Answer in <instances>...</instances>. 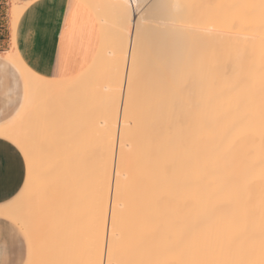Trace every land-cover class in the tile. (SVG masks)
Segmentation results:
<instances>
[{"label":"snow or ice","instance_id":"snow-or-ice-1","mask_svg":"<svg viewBox=\"0 0 264 264\" xmlns=\"http://www.w3.org/2000/svg\"><path fill=\"white\" fill-rule=\"evenodd\" d=\"M36 6L35 0L9 4L13 45ZM131 6V0L107 6L125 9L117 27L127 28ZM62 7L51 79L37 72L30 76L48 87L35 89L26 82L0 131V139L7 141L0 145V155L6 151L13 173L19 164L23 182L0 205L16 209L0 215V264H264V240L258 257L242 243L246 226L232 230L215 204L192 210L200 199L211 201L210 193L185 199L182 204L189 211L184 214L173 211L178 203L175 164L164 153L166 132L184 116L183 87L173 82L145 96L142 78L148 69L142 50L139 56L132 54L130 68L124 56L123 77L119 62L113 65L110 95L80 91L79 80L65 79L68 45L76 36L80 10L89 6L64 0ZM260 7L264 9V0ZM137 8L140 12L133 9L134 16L143 12L139 4ZM96 108L115 120V137L110 127L93 132L89 117ZM146 114L153 132L150 166L134 171L123 151L125 135L132 121ZM101 142L104 153L96 161L93 147Z\"/></svg>","mask_w":264,"mask_h":264},{"label":"bare ground","instance_id":"bare-ground-1","mask_svg":"<svg viewBox=\"0 0 264 264\" xmlns=\"http://www.w3.org/2000/svg\"><path fill=\"white\" fill-rule=\"evenodd\" d=\"M137 1L145 12L134 16L133 9ZM24 2L25 0L11 1L15 4ZM105 2L110 5H127L129 0H88V5L102 3V10L107 11L109 7L105 6ZM261 2L262 0H131L132 6L127 9L126 29L116 26L117 17L125 9L111 7V17L103 14L97 16L102 33L100 32V50L97 49L95 59L79 74L65 78L68 81L79 80L82 92L90 91L101 97L108 96L112 91L109 73L113 65L119 62L123 77L124 56H128L130 68L132 54L139 56L143 50L148 69L146 76L142 78L145 96L156 87L173 82L180 84L183 87L184 116L166 132L164 153L165 158L175 164L173 183L176 185L178 203L173 211L184 214L189 211L183 207L185 199H191L197 193L205 196L210 193L211 201L200 199L195 202L192 210L198 212L210 203L217 205L224 218L231 222L232 230L246 226L247 235L242 243L245 248L254 250L257 257L264 240V9L260 7ZM58 5L60 10H64L61 3ZM173 5L179 7H172ZM136 11L140 12V9ZM31 13L32 11L30 15ZM59 13L62 14L60 11ZM31 20L29 21L32 22ZM108 23L114 35L110 45L104 31V26ZM31 27L29 28L32 29ZM27 28L26 32L29 31ZM46 31L48 33L49 29ZM147 41L161 46L152 47L148 42L150 49L155 48L149 54L148 44L143 48V42ZM41 44L43 46V41ZM10 45L11 48L2 55L19 72L23 86L27 82L31 88H47L45 84L30 80L31 73L37 71L26 63L17 49L16 41L13 45L11 38ZM81 47L76 50L78 53L85 46ZM53 53L51 58L54 57ZM43 58L41 57L43 68H40L49 69L47 66L53 63L46 65L44 62L47 57ZM126 96L125 87V98ZM117 99L119 100V93ZM89 119L94 133H103L106 127H110L115 137L116 122L108 118L102 108H96ZM3 129L2 121L0 131ZM152 135L151 118L147 114L141 120L134 119L128 128L123 151L134 171L146 170L150 166L148 155L153 148ZM93 151L94 160H100L104 153L103 142L94 145ZM119 154L117 142V164ZM108 167L111 172L110 155ZM4 203L6 201L0 205ZM5 211L14 212L16 209L0 207V215Z\"/></svg>","mask_w":264,"mask_h":264},{"label":"crops","instance_id":"crops-1","mask_svg":"<svg viewBox=\"0 0 264 264\" xmlns=\"http://www.w3.org/2000/svg\"><path fill=\"white\" fill-rule=\"evenodd\" d=\"M11 1L12 0H0V122H2L4 119H6V113L9 110V106L14 104L18 97L22 98L23 92H24L23 80H22L19 72L2 55V53L4 54L6 51H8L11 48L10 35H9V21H8L9 4H11ZM35 2L37 3V6L33 9L34 11L32 10L31 15L29 13L28 17H30V18L27 17L24 20L23 24L20 26L19 34H18L17 39H16V46H17V49H18L20 55L23 57V59L26 61V63L32 69H34L35 71H37L38 73H40L42 75H46L48 77H51L52 72H53V67L55 64V60L53 61V59H56V57H55V55H56V52H55L56 51V48H55L56 47V38L55 37H57L59 27L61 26L60 24H62V22H61L62 19L60 18L61 13H59V11L62 12V14L64 11L62 9L60 10V8H59L60 6L58 4H60V3L62 4L64 2V0H58V1L57 0H35ZM73 2L89 6L88 4H86L82 0H73ZM56 7L59 8L58 11H57ZM38 8L40 9V11ZM55 9H56V11H55ZM49 14H50V16H49ZM56 16H58V18ZM33 17H34V19H33ZM53 17H55V19H53ZM97 18L98 17L96 15V13L93 11V9L90 6L85 8V9L80 10L79 18H78V22H77V27H76L77 33H76L75 38L71 41V43H69V45H71L72 47L68 46L69 52L71 49V52H70L71 54H69V58H68V65H67L68 69L66 72L67 77H69L70 75H71L70 77L75 76V75L79 74V72H81V70L82 71L85 70L88 67V64L90 65V63H92V60L95 59V57H94V56H96L95 54H98V50H100L98 48L101 45V40H100L101 36L100 35H101L102 31H101L99 19L97 21ZM30 19H32L33 21L31 20L32 22H30L29 21ZM56 19H58V20H56ZM48 20L51 22L53 21V22L49 23ZM57 21H58V23H56ZM46 23H48V24H46ZM24 24L26 26H24ZM49 24L50 25L52 24L53 27L57 26V27H55V31H54L53 27L50 26ZM28 25H29V27L32 26L31 27L32 29H30L28 27ZM46 26H48V27H46ZM79 26H80V28H79ZM26 28L29 31L26 32ZM45 29L46 30L49 29L50 32L48 31V33H46L47 31ZM51 30H52V33H51ZM23 31H24V34H23ZM86 31H87V33H86ZM25 32L27 33V35H25ZM44 32L46 33L45 35H44ZM29 33H30V35H29ZM21 34H23V35H21ZM28 35H29V37H28ZM26 36L28 37V39ZM44 36H46V37H44ZM53 36H55L54 37L55 39L53 38ZM43 38L45 40L48 38L46 40L47 42L44 41ZM39 39H40V41H39ZM79 39H80L81 43L83 44L82 47L85 46L84 50H82L83 49L81 47L82 44L80 43ZM21 41H22V43H21ZM42 41L44 44L46 43L45 44L46 46H44V44L42 46V44H41ZM82 41H85V42L83 43ZM77 44H79V45L81 44V45L78 46ZM47 46L49 49L47 48ZM78 47L82 48V49L79 48V50L81 49L79 53L77 52ZM36 48H38V49H36ZM41 48L46 50V51L43 50L45 53L42 51ZM73 50L75 51V53ZM52 51H54V53ZM40 52H43V53H40ZM52 53L54 54L55 58L53 56L51 58ZM42 54L44 56H42ZM74 55L75 56L77 55L76 58H79V59H76ZM41 57H44V58L47 57L46 58L47 62L45 60H43V61H45L44 64L47 63L46 65H50L49 63H53L52 64L53 66L52 65L47 66V68L49 67V69H46V67H45V70L47 72H43L45 70L41 69V68H43V67H41V64L43 63L41 60ZM38 59H40V60H38ZM70 60H73V61L71 62ZM74 60H76V61H74ZM78 61H79V63H78ZM44 64L42 66H44ZM66 76H65V78H66ZM3 144H7V141H3L2 139H0V145H3ZM0 177H2V178H0V203H3V202L12 198V195L14 194L13 189L16 188L17 184H19V187H22V185H23V182L21 180L20 170H19V164L18 163L16 164L15 171L13 173V169L8 163L6 151L3 155H0ZM5 258H7V257H5ZM16 259L17 260L19 259V253H17Z\"/></svg>","mask_w":264,"mask_h":264},{"label":"rangeland","instance_id":"rangeland-1","mask_svg":"<svg viewBox=\"0 0 264 264\" xmlns=\"http://www.w3.org/2000/svg\"><path fill=\"white\" fill-rule=\"evenodd\" d=\"M82 1H84L86 4H88V0H82ZM100 4H102V3H99V5ZM139 4V2L137 1V2H135V10H139V8H137V5ZM108 5H110L108 2H105V6L107 7ZM93 6V3L91 4L90 3V7L93 9V11L96 13V15L98 16V15H101V14H103L104 16H109V17H111L112 15H113V11L111 10V7H109V9H107V11L105 10H102V7H100V8H95V7H92ZM145 9V8H144ZM143 12H145L144 10H143ZM110 23H108V24H106V27L104 26V31L107 33L106 35H107V40H108V44L110 45V44H112V41H113V37H114V35H113V33H111V29H110ZM148 42H149V44H150V41H147V42H143V48L145 47L146 48V46H147V44H148ZM149 44H148V47L147 48H149L150 49V46H149ZM152 47H156V48H159L161 45H158V43L157 44H155V42H151V44H150ZM152 49V50H151ZM150 50H149V54L151 53V51H153V50H155V48H151Z\"/></svg>","mask_w":264,"mask_h":264}]
</instances>
